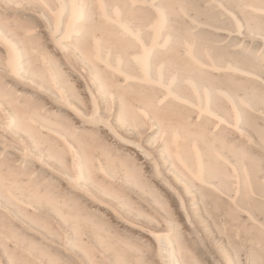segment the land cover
<instances>
[{"label": "bare ground", "instance_id": "bare-ground-1", "mask_svg": "<svg viewBox=\"0 0 264 264\" xmlns=\"http://www.w3.org/2000/svg\"><path fill=\"white\" fill-rule=\"evenodd\" d=\"M245 39L264 42V0H0V264H142L111 227L201 264L178 229L214 227L213 192L263 228L264 51ZM222 243L217 264H242Z\"/></svg>", "mask_w": 264, "mask_h": 264}, {"label": "rangeland", "instance_id": "rangeland-1", "mask_svg": "<svg viewBox=\"0 0 264 264\" xmlns=\"http://www.w3.org/2000/svg\"><path fill=\"white\" fill-rule=\"evenodd\" d=\"M210 19H212V20H210ZM208 21L211 22L212 24H216L217 27H219L220 24L221 25L222 24L223 25H226V23H227V25L229 24L227 22V20H224L222 18H219L218 15H212L211 13H210V16H209ZM216 21H218V22L216 23ZM210 29H211V27H210ZM210 29L206 28V30L205 29L204 30L205 31L208 30L207 33L215 34V32H214L215 30H213V29L210 30ZM223 35L225 37H227L228 36V33L224 32ZM234 38H235V42H234ZM229 39L232 40L231 41L232 42V46H233L234 43H236V45H239L240 44L239 42L241 41L240 38H238L237 35H234V33H231ZM236 41H238V43ZM244 42H245V43H243L244 47L246 46V44L250 45V47L249 46H246L245 47L246 49H250L254 45V43H255V45H254L255 48L258 47L260 49L262 47L261 50L263 49V51H264L263 46H261V45H264V42L261 39H257V40L255 39L253 42H251V40H249V42H248V40L245 39ZM256 42H259L260 44L257 43L258 44L257 45ZM252 43H253V45H251ZM207 195L211 198L214 195H216V193L213 192L212 194H210V195L207 194ZM207 195L204 196L206 199L203 198V200H202V201H205V203L202 202V203H204V205H203V212H205L204 213V215H205L204 217L207 218L206 219L207 220V223H209V221H211V219H212V221H214L215 218H216L218 220V222H216V224L218 223L221 226H219L218 224H217L218 225L217 226L214 223V227L215 228L214 227H189V226L179 227L178 230H179V233L181 234V239L183 241V244L188 249V251H190L189 254L190 255H193V253H194L195 257L197 256L196 258L199 259V261L201 262V264L202 263L203 264H217L218 262H222L223 263V259H222L221 255L218 253L217 248H216L217 243H220V241H221V242L225 243L227 245V247H229L230 253H232L234 255L237 254L239 258L241 257L240 260H241V262L243 261L242 264L243 263L244 264H246V263L247 264H250V263L251 264H258V263L259 264H262V263L264 264V258H262V255H264L263 254L264 253V246H263L264 245V227L263 228H261V227L259 228V226L255 224V222H254L253 219H251L252 220L251 221L250 218H246L244 216V213L243 212H239L240 211L239 209H235V211H236L235 212L234 209H233V208H235L234 204H232V202L229 200L230 203H231V205H230V203L228 202V199L226 197H223L222 196L223 202L225 201L224 203L221 201L222 204L220 202H217V203H219V204H217L216 201H219V199L221 197L218 196L219 199L216 198V200H213V199H215V197H217V195H216L213 198H211L212 200L210 199L213 202H209L210 203L209 204L208 203L209 198L207 199V197H206ZM254 196H256V197H254ZM262 199L264 200L263 197L260 199V197L259 196L257 197V195H253L249 199V207L252 210L253 214L255 216L257 215L256 216L257 218L259 217L258 218L259 221L260 220H264V207H263L264 206V202H263ZM214 202L216 203L217 206H214V204H215ZM261 202H262V204H261ZM211 203H213V206L211 205ZM206 204H208V205H206ZM227 204H229V205H227ZM209 205L212 207V209H211V207ZM218 205H220V206H218ZM221 205H223V206L225 205V207L226 206H229L230 208L228 209V207H226L227 209H225V208L221 207ZM206 206H207V209L205 208ZM252 206H253V208H252ZM220 207L224 209L223 211H225V212H223L224 215H222L221 217L218 215L220 213L223 214ZM231 207H232V210H230ZM262 207H263V209H261ZM215 209H217L218 211L217 212L214 211ZM254 210H256V211L254 212ZM213 212H215V215H216V213H218L217 214L218 216L216 215L217 217H215V215H214ZM227 213L228 214L230 213V214L227 216L226 215ZM208 214L214 215L215 218L213 216H210V215L209 216L211 218L210 217L208 218ZM259 214H261V215H259ZM225 215H226V217H225ZM235 215H236L237 218L235 217ZM240 215L241 216H244V217H241ZM233 217H234V219L236 218L237 220H239L241 218L240 219L241 221L239 220L241 223H239V221H236L239 226L237 225V227H225V225L223 224L224 223L223 221H227V222L231 223V221H233ZM221 218L223 219L222 223L219 222L220 220H222ZM217 220H215V221H217ZM182 221H184L183 217H182ZM246 222H248V223L245 225L244 223H246ZM251 223H252V225H250ZM231 224L235 225V221H233ZM111 228L114 231H116V232L118 231L117 232L118 235H122V237L128 239L131 242V244L133 245L134 249H139L141 251V254H142V264H149V263L150 264H161L160 261H159V259H157L155 257V249H156L155 246H156V242H155L154 238H152V236L149 234L148 231H144V230H142L141 228H138V227H111ZM146 228H147V230H154V231H161V232L164 231V232H166V228L167 227H156V228L155 227H146ZM236 228H239L238 229L239 231ZM242 228H244V229L242 230ZM234 231L236 232V234L234 233ZM237 233H239L240 235L237 234ZM235 235H237V237ZM244 236H246V237H244ZM249 242H251V243H249ZM234 244H235V246H234ZM244 245H245V247H244ZM238 247H239L240 251H242V249H243L242 252L244 254L242 252H240L239 249L237 250ZM249 249H251V250H249ZM244 250L245 251L247 250V251L245 252ZM258 250H260V252ZM234 251H235V253H234ZM250 251H252V252L249 253ZM239 252L242 253V254H240ZM249 255H251V256H249ZM255 255H256V257H255ZM247 256H248L249 260H248ZM258 258L259 259H262V260H258ZM101 261H102L103 264H105L104 263L105 262L104 260H101Z\"/></svg>", "mask_w": 264, "mask_h": 264}]
</instances>
